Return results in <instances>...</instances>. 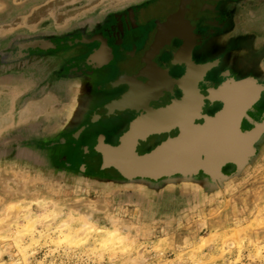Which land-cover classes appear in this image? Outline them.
<instances>
[{
	"label": "flooded vegetation",
	"instance_id": "flooded-vegetation-1",
	"mask_svg": "<svg viewBox=\"0 0 264 264\" xmlns=\"http://www.w3.org/2000/svg\"><path fill=\"white\" fill-rule=\"evenodd\" d=\"M206 4L110 0L104 8L88 11L65 26L1 35L0 126L5 122L7 129L0 135V151L6 152L5 158L39 163L47 150L46 159L68 171L79 173L83 167L86 175L128 181L107 149L119 146L132 121L144 112L115 104L133 83L141 82L134 102L150 95L154 108L192 91L175 114L148 125L152 127L173 119L192 130L188 122L200 93L220 91L229 101L228 111L234 105L238 109L231 119L234 137L241 142L250 137L245 159L252 137L237 131L239 115L243 114L244 132L264 123V0H206ZM147 52L156 64L140 72L137 62ZM191 61L196 67L207 63L211 67L202 76L194 69L186 77V62ZM256 86L262 90L251 106ZM204 101L202 111L208 115L223 107L219 100ZM178 131L149 137L138 146L139 153L153 150ZM263 145L264 130L254 143L255 155ZM237 169L233 162L221 168L227 176ZM196 177L212 178L203 170ZM165 178L134 179L161 185Z\"/></svg>",
	"mask_w": 264,
	"mask_h": 264
},
{
	"label": "rangeland",
	"instance_id": "rangeland-1",
	"mask_svg": "<svg viewBox=\"0 0 264 264\" xmlns=\"http://www.w3.org/2000/svg\"><path fill=\"white\" fill-rule=\"evenodd\" d=\"M108 2L0 0V36L65 26ZM5 155L0 264H264V148L238 181L203 198L190 185L158 195L80 186Z\"/></svg>",
	"mask_w": 264,
	"mask_h": 264
},
{
	"label": "water",
	"instance_id": "water-1",
	"mask_svg": "<svg viewBox=\"0 0 264 264\" xmlns=\"http://www.w3.org/2000/svg\"><path fill=\"white\" fill-rule=\"evenodd\" d=\"M201 5L206 6L208 4H206V0H201ZM153 60L154 56L150 52L145 53L141 60L137 62V65L141 67L139 69L140 72L150 71L151 66L156 64ZM186 66V77H191L194 69L201 73L202 76L211 67L209 63L196 67L192 61L186 62ZM161 70L162 69H160V71ZM238 83L243 84V82ZM138 84L140 85L141 82H136V84L133 83L128 92L125 93L121 100L115 104L120 109L131 108L144 110V112L134 121H132L128 131H126L121 137V144L117 147L107 149V152L112 159L113 165L128 178V181L103 179L86 175L83 173V167L81 172L75 173L74 171H68L59 165L50 163L48 160L47 162L30 164L36 167V169L42 171L44 175H55L66 179L69 183L73 182L80 186L100 188L132 187L138 188L146 194L152 193L154 195H158L167 188L190 185L198 189L200 193L199 196L203 198L215 195L220 191V189H225L229 183L238 181L246 173L248 168L255 164V162L258 160L264 145L260 147L259 154L255 155L256 149L254 147V143L261 136V133L264 130V123L261 125H256V127L251 131L244 132L240 126L243 114H240L237 119L236 129L239 134L243 136L250 135L252 137L249 152L246 155V158L242 161H237L232 157L223 159L217 166V175L213 176L211 170L208 169V166L202 162L208 158V151L201 150L200 148L194 147L193 145H190L189 142H187V139L190 138V136L188 135V126L185 123L180 121H167V123L164 122L156 127L148 126L152 122L165 120L166 115L169 113L175 114L174 111L179 109V107L189 99V94H191L192 91L190 92L188 90L181 99L171 100L164 107L154 108L150 104L151 100H153L150 95H144L141 99V103H139V99L134 102L135 99L139 98V90H137ZM179 84H182V81L179 82ZM194 86H196V84ZM256 87L257 92L250 103L251 106L258 100L262 90V86ZM193 89H195V87H193ZM219 93L220 91L216 89H211L205 93H200L199 104L194 109L195 111L188 122V124L194 130L199 132L200 130L206 129L211 125L212 122L221 120L228 113L230 108L229 101L222 95V93ZM205 99H208L211 102L215 100L222 101L223 107L214 115H208L202 111ZM130 101H132L134 104H131ZM248 107H250V105ZM198 120H203V122L198 123ZM177 128H179V131L175 136H169L166 140L159 143L153 150L149 152L144 154L139 153L138 146L142 142H147L149 137L156 134L170 133ZM185 153H191V155L192 153L193 155L196 154V162L193 159L194 161L191 163L195 164L191 169L188 170L185 168L186 157L183 156ZM46 155L48 157L47 150ZM248 156L252 157V160L249 159ZM229 162H233L238 165L236 173L231 176L225 175L221 170V168ZM200 170H203L206 174L211 175L212 178L203 180L197 178L196 176ZM173 175L177 176L173 177ZM136 177H148L154 180H158L163 177L166 178L162 180L161 185H153L152 182L148 180L134 179Z\"/></svg>",
	"mask_w": 264,
	"mask_h": 264
},
{
	"label": "bare ground",
	"instance_id": "bare-ground-1",
	"mask_svg": "<svg viewBox=\"0 0 264 264\" xmlns=\"http://www.w3.org/2000/svg\"><path fill=\"white\" fill-rule=\"evenodd\" d=\"M234 106L235 107L230 109V111H228V113L221 120L212 122V125L215 123L214 126H208V128L200 130L199 132L193 128L190 131L188 130V135L190 138L187 139V142H189L190 145H193L194 147L208 151V158L202 162L208 166V169L211 170V173H213L212 175L214 176L217 175V166L223 159L232 157L237 161H242L244 159L243 155L246 152L245 150L247 145L249 144L248 142L250 137L243 140L245 143L241 142L240 138L237 137L236 139L234 137L235 134L231 126V119L238 111L236 105ZM172 121L173 119L171 122ZM159 122L163 121L159 120ZM183 156L186 157L185 168L187 170L191 169L195 164L191 162L194 160L196 162V154L193 155L192 153L191 155V153H185ZM112 234L114 235V233Z\"/></svg>",
	"mask_w": 264,
	"mask_h": 264
}]
</instances>
